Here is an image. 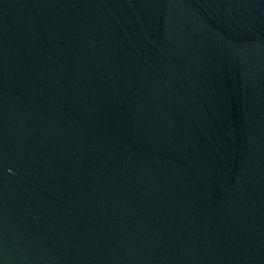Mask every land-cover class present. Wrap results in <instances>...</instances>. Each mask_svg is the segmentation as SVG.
<instances>
[{"label": "water", "instance_id": "obj_1", "mask_svg": "<svg viewBox=\"0 0 264 264\" xmlns=\"http://www.w3.org/2000/svg\"><path fill=\"white\" fill-rule=\"evenodd\" d=\"M0 264H264V0H0Z\"/></svg>", "mask_w": 264, "mask_h": 264}]
</instances>
